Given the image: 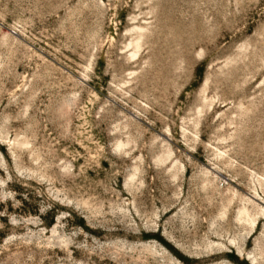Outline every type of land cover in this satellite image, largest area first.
Segmentation results:
<instances>
[{"label": "rangeland", "instance_id": "rangeland-1", "mask_svg": "<svg viewBox=\"0 0 264 264\" xmlns=\"http://www.w3.org/2000/svg\"><path fill=\"white\" fill-rule=\"evenodd\" d=\"M0 264H264V0H0Z\"/></svg>", "mask_w": 264, "mask_h": 264}]
</instances>
